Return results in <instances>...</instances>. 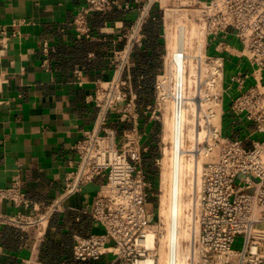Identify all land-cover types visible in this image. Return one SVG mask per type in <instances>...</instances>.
<instances>
[{
  "label": "built area",
  "instance_id": "2783aa9c",
  "mask_svg": "<svg viewBox=\"0 0 264 264\" xmlns=\"http://www.w3.org/2000/svg\"><path fill=\"white\" fill-rule=\"evenodd\" d=\"M120 5L121 0H85L71 22L72 33L81 39H101L93 32L92 17ZM123 6L132 7L128 2ZM150 18L162 22L165 50L154 101L141 107L130 74L134 62L128 55L142 43L145 33L141 26ZM117 28H123V24L106 23L101 30L107 35ZM170 31L177 35L170 36ZM14 34L9 35L7 28L0 26V39ZM123 36L118 34L113 40ZM216 36L218 55L207 49L210 38ZM233 36L242 47L229 41ZM125 37L126 46L115 49L113 77L95 79L94 91L88 94L99 109L97 122L74 145L79 161L68 173V190L80 189L95 177L104 178L90 211L95 226L89 234H74V257L98 260L109 256V264H146L148 231L153 229L154 264H160L159 248L167 229L159 213L161 201L158 207L153 203L155 181L148 176L143 158L151 147L153 129L148 123L158 121L160 145L154 164L162 168V131L168 111L176 126L183 124L186 115L191 116L198 131L192 151L201 159L202 186H197L193 194L194 236L185 241L193 249L189 264H264V0H148L142 17L126 30ZM43 49L49 52L47 42ZM227 54L245 57L253 68L246 72L239 69L232 75L239 92L232 96L228 111L224 105L225 95L231 90V85L225 84ZM93 55L91 52L90 57ZM190 59L195 63L192 74ZM74 74L76 83L85 84L80 66L75 67ZM249 78L253 82L247 85ZM227 112L232 137L224 133ZM112 113L116 115L112 117ZM118 124L129 127L121 132ZM256 133L261 137H254ZM159 179L162 191L161 173ZM0 198L20 207L12 215L0 213V235L6 224L26 231L34 242L23 264H41L49 217L58 206L53 204L41 211L40 203L27 196L18 177L10 185H0ZM151 203L154 210L149 209ZM30 206L27 214L21 209ZM177 237L175 228L165 238L166 264H178ZM238 237H242L240 248L234 247Z\"/></svg>",
  "mask_w": 264,
  "mask_h": 264
},
{
  "label": "crops",
  "instance_id": "0c3cea01",
  "mask_svg": "<svg viewBox=\"0 0 264 264\" xmlns=\"http://www.w3.org/2000/svg\"><path fill=\"white\" fill-rule=\"evenodd\" d=\"M84 1L0 0V26H5L9 35L15 33L0 39V185H10L18 177L27 196L40 203L41 211L58 206L49 217L41 264L110 262L109 256L79 260L73 255L74 234H89L95 226L90 211L104 178L98 176L80 189L68 190L67 176L79 161L74 145L86 130L94 128L99 116L98 107L88 99L94 80L113 77L115 49L126 46V30L142 17L148 0H121L132 7L114 6L92 17L93 32L101 37L96 40L77 38L72 33L71 22ZM116 21L123 28L107 35L102 32L103 25ZM141 31L145 33L142 43L128 56L134 62L132 83L144 107L154 101L165 40L158 19L145 21ZM118 34L123 38L114 41ZM45 42L50 46L48 53L43 49ZM217 45L218 36L210 38L208 52L218 55ZM76 66L84 71L83 85L74 81ZM148 124L153 129L149 143L159 147L160 123ZM118 126L121 132L129 127ZM30 208L21 207L26 214ZM19 209L9 199L0 198V213L12 215ZM33 242L34 238L18 226L4 225L0 264H23Z\"/></svg>",
  "mask_w": 264,
  "mask_h": 264
},
{
  "label": "bare ground",
  "instance_id": "6f19581e",
  "mask_svg": "<svg viewBox=\"0 0 264 264\" xmlns=\"http://www.w3.org/2000/svg\"><path fill=\"white\" fill-rule=\"evenodd\" d=\"M169 35L175 37L177 33L169 32ZM189 69L191 74L195 72V63L190 59ZM192 77L189 78V84L192 83ZM208 102L205 103V105ZM220 106L218 105V111ZM165 127L163 140L165 142L162 158V191L160 214L163 216L167 231L164 233L162 244L159 248L160 264H166L168 259V250L166 248L165 238L172 234L177 228V257L178 264H189L188 256L193 250L186 240L194 236V196L196 187L202 186V164L198 160L195 152H187L195 149L194 138L198 131L194 126V119L191 116H185L184 122L176 126L171 122L169 112H165ZM204 135V130L200 137ZM188 138V140H187ZM171 141V144L169 142ZM187 141H190L188 143ZM156 215V214H155ZM158 215V214H157ZM198 230V224H197ZM155 238L153 229L148 231L149 252L146 264H154L157 256L152 249V243ZM218 258V256H216ZM207 264V263H204Z\"/></svg>",
  "mask_w": 264,
  "mask_h": 264
},
{
  "label": "rangeland",
  "instance_id": "374dc122",
  "mask_svg": "<svg viewBox=\"0 0 264 264\" xmlns=\"http://www.w3.org/2000/svg\"><path fill=\"white\" fill-rule=\"evenodd\" d=\"M219 38H221V37H219ZM229 41L233 45H235L237 47H242V42L236 36L231 37L229 39ZM226 57H227V62H226L225 84L226 85H231L230 93L226 94L225 95V99H224L225 100L224 105H225L226 110L228 111V109L230 107V103L232 101V96L239 92V88H238V85H237L238 83L234 81V79L232 78V75L237 73L239 71V69H242L244 72H246V71H251L253 68H252V65L250 64V62L245 57L244 58H240L238 56H229L228 54L226 55ZM252 82H253L252 78H249L248 82H247V85L252 83ZM169 117H170V115H169ZM223 124H224V133L226 135H229V136L232 137L233 135H232V132H231V129H232L231 128V117H230V113L229 112L226 113ZM162 134H164L163 131H162ZM162 134H161V136H162ZM254 137L259 138V137H261V134L256 133L254 135ZM187 142L190 143V141H187ZM169 144H171V141L169 142ZM187 152H193V151H187ZM157 170H158V175L160 176L162 168L161 167H157ZM154 181H155V187H154L155 190H153V191H154V193H156V195H154V200H153L154 202L153 203L155 205H157V207H158L159 206V202L161 201L160 196H159V194H161V191L159 189V186H160L159 177L155 178ZM155 205H153L151 203L149 205V209L150 210H154L155 209ZM241 245H242V237H238L237 240L234 243V247L240 248Z\"/></svg>",
  "mask_w": 264,
  "mask_h": 264
},
{
  "label": "trees",
  "instance_id": "16d2710c",
  "mask_svg": "<svg viewBox=\"0 0 264 264\" xmlns=\"http://www.w3.org/2000/svg\"><path fill=\"white\" fill-rule=\"evenodd\" d=\"M157 154H159L158 144L151 146L149 152L146 153V155L143 158V164L145 166V169L147 170L148 176L152 177L153 179L159 177L157 167L154 164V157ZM15 264H19V263L16 261Z\"/></svg>",
  "mask_w": 264,
  "mask_h": 264
}]
</instances>
